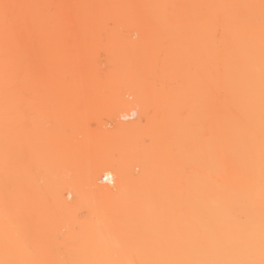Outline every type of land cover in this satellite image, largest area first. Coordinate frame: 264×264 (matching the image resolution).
<instances>
[{"label": "bare ground", "instance_id": "obj_1", "mask_svg": "<svg viewBox=\"0 0 264 264\" xmlns=\"http://www.w3.org/2000/svg\"><path fill=\"white\" fill-rule=\"evenodd\" d=\"M0 264H264V0H0Z\"/></svg>", "mask_w": 264, "mask_h": 264}, {"label": "rangeland", "instance_id": "obj_2", "mask_svg": "<svg viewBox=\"0 0 264 264\" xmlns=\"http://www.w3.org/2000/svg\"><path fill=\"white\" fill-rule=\"evenodd\" d=\"M100 54H101V51H100ZM100 54H99V55H100ZM97 57H98V56H97ZM100 59H102L103 63H102V61H100ZM100 59L97 60V61H99L98 63H100L99 66H101V68L104 67L103 69L107 68V67H108V64H107V62H106V61H107L106 57H105L106 61H105L103 55L100 56ZM103 59H104V60H103ZM104 61H105V63H106L107 65L104 64ZM105 65H106V66H105ZM102 114H103V113H102ZM105 114H106V113H105ZM106 115H107V114H106ZM106 115H105V116H106ZM101 116H102V115H101ZM101 116H100V118H103V116H102V117H101ZM107 119H108V118H107ZM107 119H106L105 117L103 118V120L101 119V122L99 123L100 125H98V122H96L95 120H92V119H91V120L89 121V123H88V124L90 125L89 127H90L91 129H94V128L96 127V125H98V126L106 125V124H104V123L107 122ZM96 120H97V119H96ZM98 121H99V120H98ZM109 121H110V120H109ZM102 123H103V125H101ZM108 123H109V122H108ZM108 123H107L108 126H106V127H110V126H111V123H110V124H108ZM95 124H96V125H95ZM93 126H94V127H93ZM98 126H97L96 128L99 129L100 127H98ZM96 128H95V129H96ZM103 128H105V127H103Z\"/></svg>", "mask_w": 264, "mask_h": 264}]
</instances>
